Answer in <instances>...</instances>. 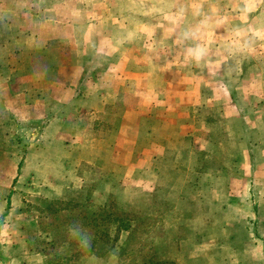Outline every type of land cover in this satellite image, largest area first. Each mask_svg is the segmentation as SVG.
I'll return each mask as SVG.
<instances>
[{
	"label": "rangeland",
	"instance_id": "rangeland-1",
	"mask_svg": "<svg viewBox=\"0 0 264 264\" xmlns=\"http://www.w3.org/2000/svg\"><path fill=\"white\" fill-rule=\"evenodd\" d=\"M262 80L264 0H0V264H215L210 217L261 222L204 177L264 174Z\"/></svg>",
	"mask_w": 264,
	"mask_h": 264
},
{
	"label": "crops",
	"instance_id": "crops-1",
	"mask_svg": "<svg viewBox=\"0 0 264 264\" xmlns=\"http://www.w3.org/2000/svg\"><path fill=\"white\" fill-rule=\"evenodd\" d=\"M247 84V83H246ZM264 80H262V84H260V89L263 90L261 91V97L257 102H262L264 101ZM256 83L255 80L250 81V87H255ZM65 90H70L72 92L73 88L68 87V85L61 86ZM68 87V88H67ZM30 100V99H26ZM246 100L253 102L251 100H254V97L248 96ZM40 102V101H38ZM6 104H11L13 105L14 103V96L10 95L8 99L5 100ZM23 103H27L23 99ZM30 104L34 103H27V105L30 106ZM26 114V112H25ZM237 143V141L235 142ZM259 145V143L257 144ZM222 147V146H221ZM220 147V148H221ZM254 147V144L252 145ZM214 151L217 153H220V150L218 148H213ZM258 161L257 159H255ZM238 161V160H237ZM237 161L234 163H230L229 167H236ZM249 166L247 167V175L245 177H240L236 176V174H222L220 172H216L213 175L206 176L204 177V181L208 182H215V191L221 192L220 185H226V190H224L223 195L227 196L229 195L231 198L238 199L239 198V193L244 192L241 196V199L247 200V197L249 196L248 194L251 193H257L259 191V187L253 185L254 183H259L261 182V194L263 197L262 203L264 205V174L259 176L258 174L255 173V170L253 169V172L250 174V168L254 166V163L252 161H247ZM233 164V165H232ZM242 180L241 183L244 185H241L237 187L232 184H235L238 182V180ZM245 188H246V195H245ZM260 192V191H259ZM251 197V195L249 196ZM215 198V197H214ZM247 203L246 201H244ZM255 203V202H254ZM254 203H252L251 209L253 210L252 215L254 214ZM217 207H215L216 209ZM237 208V207H234ZM231 208L230 211L232 213H237V210ZM225 210V209H224ZM217 211H222V209L217 208ZM218 213V212H217ZM257 214L260 215L261 217V222L258 224H254V226H250V223L247 221L242 222V220H237L236 222L231 221L229 223H224L222 224L221 222H225V216L224 220H222V216L220 218L217 217V215H213V217H210V224H207L209 228L214 232V237H216L214 241V255L209 256L211 262L215 261V264H264V206L263 208L259 211L257 210ZM208 222V223H209ZM225 228H229L230 233L229 236L227 234L225 237L222 236V233L225 234L227 230ZM257 228V231L261 229V234L259 235V238H253V234L250 232L254 231ZM217 231V235L216 232ZM227 236V237H226ZM211 237H208V240ZM207 238H199L201 242H206ZM246 250L245 253L243 251ZM216 252V253H215ZM196 259V257L194 258ZM196 262H198L196 260Z\"/></svg>",
	"mask_w": 264,
	"mask_h": 264
},
{
	"label": "clouds",
	"instance_id": "clouds-1",
	"mask_svg": "<svg viewBox=\"0 0 264 264\" xmlns=\"http://www.w3.org/2000/svg\"><path fill=\"white\" fill-rule=\"evenodd\" d=\"M69 232L73 238L78 239L82 245L87 246L88 237L83 234L80 229L73 227L69 229Z\"/></svg>",
	"mask_w": 264,
	"mask_h": 264
},
{
	"label": "trees",
	"instance_id": "trees-1",
	"mask_svg": "<svg viewBox=\"0 0 264 264\" xmlns=\"http://www.w3.org/2000/svg\"><path fill=\"white\" fill-rule=\"evenodd\" d=\"M129 228H130V225L128 223L124 224L123 221L119 222V224H118V229L126 231Z\"/></svg>",
	"mask_w": 264,
	"mask_h": 264
}]
</instances>
